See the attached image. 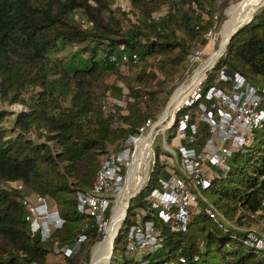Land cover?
Returning a JSON list of instances; mask_svg holds the SVG:
<instances>
[{"label": "trees", "instance_id": "1", "mask_svg": "<svg viewBox=\"0 0 264 264\" xmlns=\"http://www.w3.org/2000/svg\"><path fill=\"white\" fill-rule=\"evenodd\" d=\"M112 1L0 0V101L25 102L22 91L37 87L25 109L9 119L0 111V182L5 183L0 185V264H79L88 259L91 245L103 235L93 218L77 209L76 191L90 187L104 152L146 116L157 113L174 87L165 89V81L157 80L156 89H140L137 81L147 73L143 65H152L149 57H159V67L172 64L184 69L189 48L203 42L202 32L213 21L216 31L227 5L222 1L220 7L216 0H179L194 5L187 14L179 12L175 0H128L129 12L135 14L130 21L125 11L110 6ZM75 10L84 24L76 19ZM68 45L78 49L67 55L65 65L58 52ZM122 51L137 55L136 61H126L130 64L123 74L116 65ZM82 52L86 57L77 55ZM110 54L116 58L110 60ZM222 66L253 85H264V8L233 32L213 69ZM108 73L113 74L110 81ZM117 81L127 89L126 112L113 104L103 113L104 96L122 94ZM145 94L150 97L144 98ZM114 121L126 125L114 126ZM251 134L253 141L256 134L258 140L249 149L232 151V163L200 189L213 197L200 199L203 207L191 214L184 229L165 225L157 216V206L143 199L155 176L166 174L155 162L132 197L144 210L141 218L151 219L160 230L161 251L166 248L163 255H183L185 261L179 264H264L260 250L243 243L252 225H264V118ZM206 136L202 125L192 145L200 146ZM13 181H20L22 187L15 188L9 183ZM30 192L43 196L49 206L52 201L64 218L45 240L31 233L24 220L21 198ZM132 197L112 239L108 264L115 250L121 251L120 264L137 263L123 253L133 222ZM209 205L216 211L213 216L206 211ZM79 232L83 238L72 254L57 250L61 261H47L54 247L73 242Z\"/></svg>", "mask_w": 264, "mask_h": 264}, {"label": "built area", "instance_id": "2", "mask_svg": "<svg viewBox=\"0 0 264 264\" xmlns=\"http://www.w3.org/2000/svg\"><path fill=\"white\" fill-rule=\"evenodd\" d=\"M81 22L85 23L83 18ZM214 23L215 21L202 32L203 42L194 43L189 48L187 65L183 70L184 78L175 85L164 107L153 116H146L136 125L134 131L110 146L95 170L90 187L76 191L77 209L91 216L96 229L102 233L119 209L122 214L118 218V225L124 218L128 197L122 207H119L118 199L124 187L129 182L132 183L135 171L143 173L130 197L142 188L155 162L160 164V169L166 174L155 176L154 185L145 193L143 199L157 206V216L165 225L173 230L184 229L191 214L203 207L200 199L206 201L200 189L207 185L213 175L225 171L228 164L226 159L231 156L232 151L242 148L248 137L252 136L253 129L260 126L264 118V85H253L234 72L230 75L225 72L224 66L216 71L215 80L210 78L215 62L224 52L222 48L209 61L218 49L213 46ZM115 58V55H109L110 60ZM117 59L118 62H134L137 55L135 52L122 51ZM198 72L200 74L196 78L192 77ZM180 86L186 88L184 94L172 107L171 113L162 117L169 99ZM108 106L103 100V113L108 112ZM176 111L179 114L174 124ZM173 125V134L168 141L164 138L162 146L154 149L151 145L154 136L163 134L165 129ZM202 125L206 127L207 136L200 146L194 147L192 144L195 143L196 134ZM145 134L146 139H143ZM9 183L15 188L22 187L20 181ZM21 202L25 207L24 220L29 231L37 232L41 240H45L52 229L59 227L64 221L57 209L49 206L45 198L37 193L23 195ZM261 203H264V198ZM205 208L210 216L216 213L211 205ZM143 213L140 206L134 212L125 244L136 264L183 263L185 258L181 254L162 258L155 254L161 250L162 235L151 219L141 218ZM86 226L87 223L84 224ZM262 234L250 229L243 243L253 245L264 255ZM82 238L83 234L79 232L73 242L54 249L67 255L72 254ZM150 255L153 258H149ZM195 258L196 255H193V259ZM80 263L85 264V261Z\"/></svg>", "mask_w": 264, "mask_h": 264}, {"label": "rangeland", "instance_id": "3", "mask_svg": "<svg viewBox=\"0 0 264 264\" xmlns=\"http://www.w3.org/2000/svg\"><path fill=\"white\" fill-rule=\"evenodd\" d=\"M222 1H225L227 3V5L222 10V18L220 20V23H219L216 31L214 29V31L212 32L213 35H214V43H213V46H214L215 49L218 47V42L220 40L221 30L223 28L224 23L229 18L231 11L233 10L234 3H237L240 0H216V4H220V7H222L223 6V4H222L223 2ZM175 2L177 3L176 5H177V7L179 9V12H183V13L189 14L193 10L192 9V6L188 5L186 2L185 3H181L179 0H175ZM230 3H231L230 8L225 12V8ZM110 6L112 8L118 7L119 10L122 9L123 11H125L127 13L126 15L128 16V18H129L130 21L134 20L135 14L133 12H129L131 6H130L128 0H113L112 3L110 4ZM75 12H76V14H75L76 19L81 21V18H83V16L80 14V11L79 10H75ZM156 14H158V13H154V15H156ZM216 14H217V11H215L213 13V15H212L213 18H215V15ZM204 17L206 18L205 15H204ZM76 49H78V46L77 45H74V46L73 45L72 46H69L68 45V46H66L65 48H63L62 50H60L58 52V56L61 57V59L64 61V64L65 65H67V63H68L67 60H66L68 58L67 55L70 52H72V51H74ZM78 54L81 55V57H86V55H87L84 52L77 53V55ZM149 61L152 62V65L144 64L143 65L144 68H142L143 71L145 70V72H147L146 73V77H144L140 81H137V86L140 89H156L157 88V84L155 82L157 80H160V81L161 80H164L165 83H163L162 85H164V88L167 89L171 84H174V87H175V85H178V83H180V80H182L184 78V76H183L184 75V73H183V70L184 69L177 68L175 65H172V64L171 65H166V66H163V67H159V57H149ZM129 64L130 63H128V62H117L116 65L118 66L119 72L121 74H123V73H126L127 72L128 68H129L128 67ZM134 71L136 72V71H138V69H136ZM107 76L109 77V81L112 80L113 74L108 73ZM210 78L212 80H215V78H216V71L214 69L211 70ZM116 83L119 84V85H121V89H122L121 90L122 91L121 96L115 97L112 94H109L108 93L107 95L104 96V99H102V100H104V101L107 102V105L110 106V109H112L113 104H117V105H119L121 107L120 108L121 112H126V106H125L126 96H125V93H126L127 89H126V87L124 85H122L121 82L117 81ZM173 88H171L168 96L172 92ZM36 89H37V87H34L32 89L31 88H26L24 91H22L21 96L25 99V102L6 103L4 101H0V111L3 112L4 118L5 119L11 118L13 116V114H14L15 111H18V110H21V109H25L26 103L27 104L32 103L33 102V92ZM105 93H107V92H105ZM159 94L163 95L164 94V91H160ZM175 95H176V91L174 92V94L169 99L168 105L171 104V102L174 99ZM148 97H150V95L145 94L144 98H148ZM166 100H167V98H166ZM166 100H165V102H166ZM110 102H113V103L112 104H109ZM164 104L159 108V111L164 107ZM168 105H167V107H168ZM167 112H165V115L167 114ZM4 123H8V121L6 120ZM112 124L114 126L115 125H121V126H125L126 125V124L121 123L119 121H114ZM171 134H173V127H170L169 129H165L164 132H163V134H160L159 133V134L155 135L154 138H153V140H152V142H151L152 147L155 149L156 147L162 146V140L165 138L166 141H168V139L171 136ZM257 140H258V135L256 134V136L254 137V141H257ZM254 141L252 140V136L250 135L248 137L247 143H245L242 146V148L240 147L239 151L244 150V149H249L248 146H251ZM226 161H227L228 164L232 163V160H231L230 157H228L226 159ZM236 162L239 163V164H242V160L241 159H238ZM157 175L160 176V173H158ZM143 180H144V178H143ZM4 184H5L4 182H0V185L1 186H3ZM142 184H143V182L141 183V186H142ZM202 194L205 197L206 201H210L211 198L213 197V194L210 193L208 190L203 191ZM138 196H139V194H138ZM137 203H138V198H133L132 197L130 199V205H131L130 208L132 210H134V212L139 208V206H138ZM50 204H51L50 206L55 207V205L53 204L52 201H50ZM120 222H119V224H120ZM262 227L264 228V225H260V227H257V228L255 227V225H252L249 229H253V230L255 229V230L259 231V233H261V234L263 233L264 234V232L261 230ZM102 235L104 236L103 233H102ZM102 239L99 240V241H97L96 243L94 242L95 244L93 243L91 245V247L89 249V252H88V254H89L88 255V259L85 260V264H91V260H92L91 257H92L93 248H94V246L97 243L101 242ZM53 250H54V252L53 253H49V255L47 256V258H46L47 261H50V262L61 261V255H60V253H58V251L55 250L54 248H53ZM163 250L165 251L166 248H164ZM163 250L162 251L160 250L162 252V253L159 254L161 258L163 256H165V255H163ZM123 253H124V255H128V252H127L126 249L123 250ZM150 257H151V255L149 256V258ZM120 261H121V251L120 250H115L113 252V254H112V257L110 259V263L109 264H120ZM108 262H107V264H108Z\"/></svg>", "mask_w": 264, "mask_h": 264}, {"label": "bare ground", "instance_id": "4", "mask_svg": "<svg viewBox=\"0 0 264 264\" xmlns=\"http://www.w3.org/2000/svg\"><path fill=\"white\" fill-rule=\"evenodd\" d=\"M261 5H264V0H240L237 3H234L233 10L231 11L229 18L224 23L221 30L218 49L211 55L209 61H211L216 56V54L224 47L225 41L230 32H232L244 20L249 18ZM200 72H198L196 75L194 74L192 77L196 78L200 74ZM185 90L186 88L182 86L177 88L174 99L172 100L171 104H167L168 107H165L162 117H164L165 112L167 111V114L171 113L172 107L180 100ZM146 136L147 134L143 136V139H146ZM142 173L143 171H135L132 183L129 182V184L124 187L123 191H121L118 199L119 207H122V203L126 200V197L130 196L131 193L136 189ZM121 214L122 212L119 209L105 226L102 241L97 243L93 248L91 264H107L110 255V241L118 226V218L121 216Z\"/></svg>", "mask_w": 264, "mask_h": 264}, {"label": "water", "instance_id": "5", "mask_svg": "<svg viewBox=\"0 0 264 264\" xmlns=\"http://www.w3.org/2000/svg\"><path fill=\"white\" fill-rule=\"evenodd\" d=\"M262 8H264V5H261L249 18H247L246 20H244L242 23H240L237 27H239V26H241L242 24H244V23H246L247 21H249V19L253 16V15H255L259 10H261ZM237 27L232 31V32H230V34H229V36L227 37V39H226V41H225V44H224V47H223V49H225V46H226V44H227V41L229 40V38L231 37V35L233 34V32L237 29ZM224 70H225V72H227L228 74H230V75H232V71L229 69V68H227V67H225L224 68ZM129 197L130 196H128V198H127V202H126V205H125V208H124V214L126 213V211H127V207H128V201H129ZM116 230H117V228H116ZM116 230H115V232H114V234H113V236H112V238H111V241H110V253H111V250H112V239H113V237H114V235H115V233H116ZM109 257H110V255H109ZM108 261H109V258H108ZM107 261V262H108Z\"/></svg>", "mask_w": 264, "mask_h": 264}]
</instances>
